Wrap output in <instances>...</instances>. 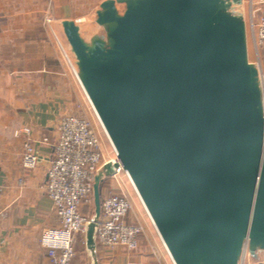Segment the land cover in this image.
<instances>
[{
  "label": "water",
  "instance_id": "obj_1",
  "mask_svg": "<svg viewBox=\"0 0 264 264\" xmlns=\"http://www.w3.org/2000/svg\"><path fill=\"white\" fill-rule=\"evenodd\" d=\"M241 4L102 0L88 39L81 21L60 23L78 82L174 264L264 252L263 93ZM115 167L94 175L95 220Z\"/></svg>",
  "mask_w": 264,
  "mask_h": 264
},
{
  "label": "crops",
  "instance_id": "obj_2",
  "mask_svg": "<svg viewBox=\"0 0 264 264\" xmlns=\"http://www.w3.org/2000/svg\"><path fill=\"white\" fill-rule=\"evenodd\" d=\"M58 1L40 0L32 7L0 0V264H49L39 238L44 229L58 225L53 203L44 191L57 124L63 115L91 111L41 10L48 5L54 22L82 21L86 14L71 15L72 7ZM21 127L31 129L37 156L33 169L22 166L26 136H14ZM102 146L113 156L110 145ZM107 187L104 183L102 193ZM81 210L85 212V207ZM126 220L141 222V214L131 209ZM146 226L135 250L90 249L96 264H174L151 220ZM74 248L73 263L87 258L86 235L77 236Z\"/></svg>",
  "mask_w": 264,
  "mask_h": 264
},
{
  "label": "built area",
  "instance_id": "obj_3",
  "mask_svg": "<svg viewBox=\"0 0 264 264\" xmlns=\"http://www.w3.org/2000/svg\"><path fill=\"white\" fill-rule=\"evenodd\" d=\"M248 6L250 13L246 23L247 47L250 40L255 56L252 62L258 69L262 87L264 111V0H248ZM45 21L50 23L49 18ZM51 31L66 63L74 73L64 41L54 30ZM21 133L26 136L22 143V166L33 169L37 164V156L29 136L31 129L29 127L16 129L14 136ZM109 144L113 156H109L104 151L93 122L88 117L77 114L60 117L44 184V191L53 203L58 225L44 229L39 238L49 264H75L73 258L76 255L74 248L76 238L78 235H86L87 227L91 222L94 223V248L100 246L109 250L116 247L127 250L137 249L144 227L138 221L126 220L132 204L125 192L124 179L131 185L132 182L110 141ZM107 164H117V167L112 174L105 175L102 179L108 187L105 193L101 191L100 216L95 220L93 178L95 173L104 169ZM82 207H85V212H82ZM92 251L89 249L87 258L77 264H96ZM239 264H264V252L258 261H251L244 249Z\"/></svg>",
  "mask_w": 264,
  "mask_h": 264
},
{
  "label": "rangeland",
  "instance_id": "obj_4",
  "mask_svg": "<svg viewBox=\"0 0 264 264\" xmlns=\"http://www.w3.org/2000/svg\"><path fill=\"white\" fill-rule=\"evenodd\" d=\"M11 1H16L19 3V5H25V6H37L40 2V0H11ZM47 2H50V0H45ZM53 0H51L52 2ZM102 0H60L58 2L61 3H66L69 7H72L73 10H70L69 12L71 15H75L77 12L80 13H84L86 14L84 20H82L80 22V26H82V34L83 36L88 39L89 37V31H93L96 30V24L94 22V17H95V10L98 9L99 3ZM120 9L123 8V6H119ZM244 17V21L245 24L248 22V17H249V13H250V9L248 6V0H242V4L236 8ZM86 12V13H85ZM42 16L46 19V18H52V13L48 7V5H46V7L44 9L41 10ZM60 21L54 22L50 21V23H48V27L54 30L56 33L58 31L57 34H59V36L62 38V40L64 41L65 44V39L64 36L60 33V29H61V25H60ZM57 26V27H56ZM58 29H56V28ZM52 33V31H51ZM66 46V44H65ZM248 58L249 61H254L255 56H254V52L253 49L251 47V43L250 40H248ZM264 59V58H263ZM77 115L83 116V117H88L90 120H92L93 122V126L96 130V132L98 133L100 140H101V144L102 145H110L108 138L103 130V128L101 127L99 121L96 118V114L94 113L93 109L91 108V111L88 112L87 110L82 111L79 110V113ZM103 147V146H102ZM125 181V192L127 194V196L129 197L131 204H132V209H134L136 212H139L141 214V224L144 227V231L147 230V226L146 223L149 224V217L137 195V193L135 192V188H133L134 186H132L126 179H124ZM146 222V223H145ZM147 232V231H146ZM149 239H151L150 234L148 235Z\"/></svg>",
  "mask_w": 264,
  "mask_h": 264
},
{
  "label": "trees",
  "instance_id": "obj_5",
  "mask_svg": "<svg viewBox=\"0 0 264 264\" xmlns=\"http://www.w3.org/2000/svg\"><path fill=\"white\" fill-rule=\"evenodd\" d=\"M104 185V182L102 181L101 183H100V194H101V190H102V186Z\"/></svg>",
  "mask_w": 264,
  "mask_h": 264
},
{
  "label": "bare ground",
  "instance_id": "obj_6",
  "mask_svg": "<svg viewBox=\"0 0 264 264\" xmlns=\"http://www.w3.org/2000/svg\"><path fill=\"white\" fill-rule=\"evenodd\" d=\"M76 76V75H75ZM77 78V77H76ZM98 118V117H97ZM99 120V119H98ZM133 185V184H132Z\"/></svg>",
  "mask_w": 264,
  "mask_h": 264
}]
</instances>
